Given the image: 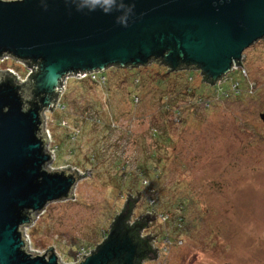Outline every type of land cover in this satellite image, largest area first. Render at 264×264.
<instances>
[{
  "label": "rangeland",
  "instance_id": "374dc122",
  "mask_svg": "<svg viewBox=\"0 0 264 264\" xmlns=\"http://www.w3.org/2000/svg\"><path fill=\"white\" fill-rule=\"evenodd\" d=\"M239 62L229 75L242 85L239 98H213L215 85L199 70L179 71L182 85L190 73L193 91L208 94L210 101L196 104L195 93H179L176 85L177 105L183 107L176 121L160 110L159 86L169 91L168 85L151 81L157 69L165 72L161 66H148L142 87L121 91L112 86L113 79L108 89L68 77L61 99L67 110L45 109L42 115L46 150L57 147L48 168L77 167L84 178L69 198L34 215L24 231L30 237L28 251L42 253L52 246L61 263L78 262L104 240L125 198L140 192L131 221L154 210L142 234L152 235L150 244L157 249L156 257L141 264H264V123L259 118L264 38L245 49ZM23 64L4 56L0 71L25 74ZM110 72L109 67L104 71ZM250 84L251 93L245 92ZM222 87L228 92V84ZM135 90L141 103L132 106L129 92ZM62 119L82 127L72 146L59 125ZM161 212L167 221L157 216ZM176 214L182 217L180 226L173 223ZM165 233L170 239L164 248Z\"/></svg>",
  "mask_w": 264,
  "mask_h": 264
},
{
  "label": "water",
  "instance_id": "95a60500",
  "mask_svg": "<svg viewBox=\"0 0 264 264\" xmlns=\"http://www.w3.org/2000/svg\"><path fill=\"white\" fill-rule=\"evenodd\" d=\"M262 38L264 0H0V58L37 63L30 86L0 71V264H63L52 246L28 251L24 228L81 180L73 169L48 168L42 115L64 77L159 60L195 68L214 84ZM259 118L264 123V112ZM126 214L72 264L139 262L147 251L137 253Z\"/></svg>",
  "mask_w": 264,
  "mask_h": 264
},
{
  "label": "trees",
  "instance_id": "16d2710c",
  "mask_svg": "<svg viewBox=\"0 0 264 264\" xmlns=\"http://www.w3.org/2000/svg\"><path fill=\"white\" fill-rule=\"evenodd\" d=\"M10 57H12V56H10ZM19 62L24 63L23 65H24V68H25L24 70L26 71V73L21 74V75L18 74V71L15 73H12L13 75H11L9 73H5L3 75L5 77L4 80H10L12 83H17V77H20L22 80H24V82L22 84L25 83V84L29 85L31 78L33 77V75L37 71V63H33L29 60H19ZM156 65L159 67L160 66L163 67L165 69L164 70L165 72L163 73L157 69L155 71L154 77L151 79V81L155 84H158L162 81H165L166 85H168L167 89L169 91H166L165 88H163L162 86H159V89L161 91L159 101H160V110L163 112L164 115L165 114L171 115V117H170L171 121H175L176 116H177L176 114L181 112V110L183 109V107L181 109L180 105H177V99L175 98V92L176 91H174L176 89V85H177V89H179V93H186L189 96L190 95L194 96V93H195L196 95L194 97L196 99L197 98L203 99L204 97L208 96V94L203 95V94L196 93V90L193 91L194 89H193V86L191 85V83H193L194 80H193V77L190 73H188V75L185 77V81H184L183 85L180 83V78L178 77L179 71H181V70H195V68L180 67V68L173 70V69H170L167 65H165L163 62H161L159 60H151L147 65L142 67V70L140 72L137 69L132 70L133 68H141L140 66L132 67V66L127 65L124 67H118V66L114 65V66L109 67V70L112 71V72H110L111 73L110 76H108L107 74L104 73V71L108 69L107 68L102 72L99 71V72H93V73H85V75H83V73H80L78 75H73V77H74L75 81H78L79 83L85 84L87 86H93V85H98V86H102V87L107 86L109 89L111 82H112V79H113L114 83L112 84V86H114V88H115V85H116V88L118 91H121V90L126 89V88L128 89L130 87L137 89V88H139L140 84L142 87L143 78H144L143 76H145V75L150 76V73H148L150 71H148V69H147L148 66H156ZM238 65L240 66V62L238 63ZM138 73H139V75H138ZM94 74H95V78L92 79L90 76H92ZM68 77H70V76L64 77L62 79V81L60 82L58 95H56V99L59 98V100L57 101L58 105H56L57 103H56V101H54V105L50 109L51 112L54 111L55 109L58 111L67 110L66 104L64 102H61V99L64 96L65 91H66V85H67V78ZM202 78H204L203 80H205L204 76ZM115 79H117L116 82H115ZM176 79H177V81H175ZM168 82H170V84ZM179 84H181V87L178 88ZM210 85H212V84H210ZM91 88L92 87H86L85 86V90L88 93H91ZM30 95H32L31 89H30ZM57 96H58V98H57ZM239 97L240 96H237V98H239ZM223 100H225V99H223ZM129 101H130V104L132 106H135V105L141 103V96L137 92V90L129 92ZM81 120L86 122V120H84V119H81ZM59 125L62 126L63 128H65L66 141L71 146L76 141H78V139L81 135V132H82V127L72 125L71 123L67 122V120H64V119L59 121ZM68 129H69V131H68ZM153 130L156 131L155 129H153ZM56 148L57 147H55V151L57 150ZM92 158L93 157H91L90 159H92ZM75 168L78 169L77 167H75ZM78 170L81 172V174H78L80 176V178L81 179L84 178L83 177L84 172H82V170H80V169H78ZM127 175H130V173L123 174V177L125 178ZM135 202H136V198L134 197V195L129 194L125 198V202L123 203L121 210L119 211L118 214L115 215L114 219L118 215H120L124 210L127 211V214L124 216L123 221H124V224L126 225V227L131 230L130 235H131V237L133 236L132 237L133 243H135L137 246V253L147 251L144 253V255L142 257H140L139 262L134 261L135 264H141L143 262V260H145L149 257H156L157 249L155 251V249H153L152 245L150 244V240L152 239V235L151 236H144L141 233L145 229V227L147 226L146 220H147L148 216L145 215V216H142L141 218L134 219L131 221V214H132ZM153 207H154V205L152 206V208ZM149 213H154V210L153 209L150 210ZM174 218L177 219L176 216H174ZM174 218H173V220H174ZM173 223H174V221H173ZM112 224H113V222L111 223L110 229L112 227ZM105 237H106V235L104 236V239H105ZM165 238L169 239L167 233H165L163 235V239H165ZM149 253H152V255L149 256Z\"/></svg>",
  "mask_w": 264,
  "mask_h": 264
},
{
  "label": "built area",
  "instance_id": "2783aa9c",
  "mask_svg": "<svg viewBox=\"0 0 264 264\" xmlns=\"http://www.w3.org/2000/svg\"><path fill=\"white\" fill-rule=\"evenodd\" d=\"M3 59H4V57H2ZM1 58V59H2ZM238 68H239V65L237 64V65H233L232 66V68H231V70H230V72H235V71H237L238 70ZM230 72H228L227 74H225L224 76H222L221 78H219L213 85H215V88H214V90L213 91H215V94L213 95V94H211V96H213V98L214 97H217L218 99H220V100H222V99H227V98H231V97H237V96H240V95H242L243 94V92H244V90H243V88H242V85H240L237 81H234V79L231 77V76H229L230 75ZM90 73H93V72H90ZM83 75H85V73H83ZM92 79L93 78H95V74L94 75H92V76H90ZM190 79V78H189ZM225 84H228L229 85V88L228 89H225V91H228V92H223V85H225ZM213 85H211V86H213ZM217 86V87H216ZM222 88V89H221ZM252 88H253V84H250V85H248L247 86V89L245 90V92H248V93H251V91H252ZM212 91V92H213ZM57 98H58V96H57ZM204 98H206L207 99V101H210V99L208 100V96L207 97H204ZM59 100V98L58 99H56V105H58V101ZM201 99L200 98H197L196 99V103L198 104V102L200 101ZM176 121V120H175ZM51 154H52V156L53 157H55V148H53L52 149V152H51ZM53 169V168H52ZM61 169H65L64 167H62ZM71 169H73V172H75V173H79V174H81V172L78 170V169H76L75 167H69V169L68 170H71ZM65 170H67V169H65ZM143 183L144 182H146L145 180L144 181H142ZM151 202H153V200H151ZM157 216L162 220V221H167L168 220V215L167 214H165V213H163V212H161V213H159V214H157ZM174 216H176L177 217V219L176 218H174V224H176L177 226H180V224H181V221H182V217H181V215H174ZM31 226V225H30ZM29 226V227H30ZM28 227H25L24 228V231L27 229ZM168 235V234H167ZM25 236H27V235H25ZM169 237V236H168ZM170 239V238H169ZM169 239L167 238H165L164 240H163V245H164V248H165V246H166V242H168L169 241ZM27 242H28V244H30V242H29V240L27 239ZM27 247H28V245H27ZM28 250H29V247H28ZM32 252V251H31ZM89 254V253H88ZM85 255H87V253H85V254H83L79 259H78V261H80Z\"/></svg>",
  "mask_w": 264,
  "mask_h": 264
},
{
  "label": "flooded vegetation",
  "instance_id": "af4514ba",
  "mask_svg": "<svg viewBox=\"0 0 264 264\" xmlns=\"http://www.w3.org/2000/svg\"><path fill=\"white\" fill-rule=\"evenodd\" d=\"M142 233V232H141ZM107 236V235H106ZM142 236V235H141ZM106 238V237H105Z\"/></svg>",
  "mask_w": 264,
  "mask_h": 264
},
{
  "label": "clouds",
  "instance_id": "9594fccd",
  "mask_svg": "<svg viewBox=\"0 0 264 264\" xmlns=\"http://www.w3.org/2000/svg\"><path fill=\"white\" fill-rule=\"evenodd\" d=\"M1 59V58H0Z\"/></svg>",
  "mask_w": 264,
  "mask_h": 264
}]
</instances>
